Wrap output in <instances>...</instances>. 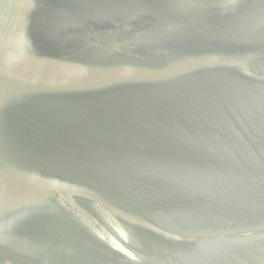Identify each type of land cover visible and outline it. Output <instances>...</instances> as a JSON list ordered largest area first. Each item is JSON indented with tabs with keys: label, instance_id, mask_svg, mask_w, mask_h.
Wrapping results in <instances>:
<instances>
[{
	"label": "water",
	"instance_id": "95a60500",
	"mask_svg": "<svg viewBox=\"0 0 264 264\" xmlns=\"http://www.w3.org/2000/svg\"><path fill=\"white\" fill-rule=\"evenodd\" d=\"M0 264H264V0H0Z\"/></svg>",
	"mask_w": 264,
	"mask_h": 264
}]
</instances>
